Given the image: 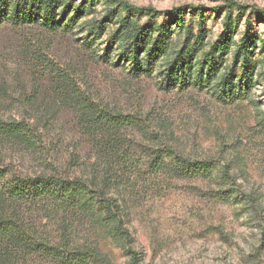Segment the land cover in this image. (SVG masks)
<instances>
[{"label":"trees","instance_id":"16d2710c","mask_svg":"<svg viewBox=\"0 0 264 264\" xmlns=\"http://www.w3.org/2000/svg\"><path fill=\"white\" fill-rule=\"evenodd\" d=\"M205 11L202 6L156 10L126 0H0V30L41 33L35 47L21 53L29 65L33 93L46 89L58 103L75 110L82 136L110 171L140 151L152 172L215 180L213 197L255 220L263 211L254 196L232 186L226 167L187 157L165 142L141 112L96 102L42 42V35L73 36L80 48L128 79L152 80L179 93L203 92L224 106L245 102L264 80V34L256 31L257 25H264V9L224 1L212 10L221 19L214 38ZM260 122L264 127V116ZM40 134L34 120L0 119V138L32 147ZM109 179L97 173L22 175L0 160V264H115L102 251L100 239L124 250L132 240L126 204L112 193ZM87 225L97 231V238H80L79 231ZM125 253L133 264L134 253Z\"/></svg>","mask_w":264,"mask_h":264},{"label":"rangeland","instance_id":"374dc122","mask_svg":"<svg viewBox=\"0 0 264 264\" xmlns=\"http://www.w3.org/2000/svg\"><path fill=\"white\" fill-rule=\"evenodd\" d=\"M139 7L167 10L202 6L211 37L220 33V18L212 12L224 1L264 9V0H126ZM256 31L264 34V25ZM39 34L31 29L0 30V119H30L40 128L36 146L0 138V160L22 175L59 174L68 177L109 176L112 193L125 202L126 229L132 244L123 248L100 239L102 251L115 264H264V80L249 99L224 106L203 92L176 90L152 80H131L96 60L73 36H43L57 64L75 73L83 93L110 108L141 112L164 141L187 157L214 160L226 167L235 188L254 196L263 215L251 220L230 203L213 197L216 181L178 179L147 168L145 155L110 171L98 161L77 126L72 107L58 103L46 89L32 90L29 65L22 59L35 47ZM25 89V90H24ZM142 142V141H140ZM153 170V169H152ZM227 188H225L226 190ZM80 238L95 239L89 225Z\"/></svg>","mask_w":264,"mask_h":264}]
</instances>
